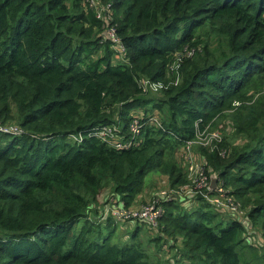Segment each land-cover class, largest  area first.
<instances>
[{
  "label": "trees",
  "instance_id": "trees-1",
  "mask_svg": "<svg viewBox=\"0 0 264 264\" xmlns=\"http://www.w3.org/2000/svg\"><path fill=\"white\" fill-rule=\"evenodd\" d=\"M101 1L112 20L84 0H0V122L22 130L0 132V264L250 263L246 248L264 251V0ZM136 118L131 147L89 134L130 139ZM198 129L202 166L238 210L189 195L117 238L100 193L129 208L151 172L187 184L176 151ZM140 225L178 252L150 260Z\"/></svg>",
  "mask_w": 264,
  "mask_h": 264
},
{
  "label": "built area",
  "instance_id": "built-area-1",
  "mask_svg": "<svg viewBox=\"0 0 264 264\" xmlns=\"http://www.w3.org/2000/svg\"><path fill=\"white\" fill-rule=\"evenodd\" d=\"M86 4H89L91 7H93L97 11L98 17H103L104 15L107 16L108 19L113 18V11H112V6L110 3L104 4L101 0H84ZM109 35L114 39L115 46L120 50V51H125V46L121 42V38L117 35L115 27H111L108 30ZM146 88H151L154 89L155 91H158L161 87H163L162 83L158 82H151V81H146L145 82ZM152 120L154 123L157 125H160L161 122L159 118L157 117H152ZM143 124L140 122L139 119H135L134 122L131 125V132L132 135L130 139L128 138H119L117 135L116 131L113 130V128L109 126H105L103 128H95L92 129V131L89 133L91 135H97L100 137H103L105 141L109 142V144L117 146V147H131L133 144H138L139 143V136L141 135V129H142ZM0 132H14V133H20L22 130L17 131L16 129H9L6 128L2 125H0ZM205 131L201 132L199 129L197 130L196 137L193 140H188L186 144V148L190 149V147H193V145L196 143H203L200 140H203L206 138ZM212 137H217L219 138V133L215 132L213 133ZM77 139H82V134L80 133L78 136H74ZM128 139V140H127ZM206 142V141H205ZM208 142V141H207ZM194 177H193V191L196 192H201L204 194L205 198H207L209 201L213 202L215 205L219 207H226L230 208L232 210H238V204L236 203V198L234 195L230 194V191L226 189L223 184L220 183L218 184V188L216 190H211L210 189V182L211 179L209 176L206 174L205 169L203 166H198L195 168L193 171ZM191 190V191H192ZM207 191V192H206ZM209 191V192H208ZM215 195H210V193H213ZM172 194H180L177 190L175 189H161L159 191V196L157 199H155L152 202H148L146 204H143L142 206L138 208H133L129 207L126 208L125 206L121 207L119 204L117 206H113L112 211L114 209H118L121 211L119 213L121 218H124L125 220H139V221H144L147 222L148 224L152 225L153 227H158L159 222L161 220V217L164 214V209H165V203L168 201H172L173 198ZM195 193L189 192V195H194ZM188 195V196H189ZM116 203H119V201H115ZM109 214V213H106ZM111 214H113L111 212ZM116 216V215H115ZM117 218V216H116Z\"/></svg>",
  "mask_w": 264,
  "mask_h": 264
},
{
  "label": "rangeland",
  "instance_id": "rangeland-1",
  "mask_svg": "<svg viewBox=\"0 0 264 264\" xmlns=\"http://www.w3.org/2000/svg\"><path fill=\"white\" fill-rule=\"evenodd\" d=\"M155 92L156 93H151V94L153 96H160V93H158L159 91H155ZM149 107H152V104L149 105ZM156 112H158L159 115L161 116L158 110H156ZM0 125L9 129H14V130L16 129L17 131L21 130L17 122L8 123V124H3L0 122ZM217 125L224 134L229 133V131H231V123L227 121V119H221ZM212 131L215 133L218 130L212 129ZM200 141H202L203 143L195 144V146L200 144L209 146V144L211 143V139L208 140L206 138ZM195 146L193 145V147H190V149H187L186 147L184 148L183 146L180 150L177 149L176 151V159L179 165L184 169V172L187 174L188 181L190 179V181L187 184L177 187V191L180 193L179 195L172 194V197L175 198L176 200H181V201L186 200L188 198L187 196L189 195V192L195 193L194 197H196L198 194L204 195L201 192H196L192 190L193 177H194L193 171L195 170L196 167L198 166L200 167L203 165L202 162L203 158L199 157L200 152L196 149ZM169 181L170 179L168 175L163 174L161 172L158 173L151 172L146 179L144 189L142 190L141 194H139L135 204L132 207L138 208L143 204L152 202L155 199H157V197L159 196V191L161 189L170 188L169 186L171 184ZM99 200L101 202L100 204H103V207H105V210L107 208L109 209L110 215L113 216L114 221L116 220L117 222L116 221L115 222L118 223V229L117 232L115 233L117 235V238L120 236L122 237L128 230L133 228L130 226V224H128V222L124 218L120 217L119 213L121 211H119V208L114 209L112 211L113 206H117V203L115 202L116 200L113 199L109 188L103 189V191L99 195ZM111 212L113 214H111ZM115 215L117 216V218ZM146 225H140L141 230H140L139 238H141V240L143 241V244L146 247V250L149 254L150 260L158 261V259H162L161 261L165 262L168 258H171L172 255H174V253L178 252L176 247H170V245L166 244L164 241H157V242L151 241L150 239L152 235H156L157 232L152 229H149ZM177 239L179 243L181 242V240H183L181 236H178ZM261 240L263 241V237H261ZM245 251H246L245 255L242 257L243 263H245L247 260L250 262L248 264H264V251L262 249L259 250L258 254L256 252L257 248L256 249L246 248Z\"/></svg>",
  "mask_w": 264,
  "mask_h": 264
},
{
  "label": "water",
  "instance_id": "water-1",
  "mask_svg": "<svg viewBox=\"0 0 264 264\" xmlns=\"http://www.w3.org/2000/svg\"><path fill=\"white\" fill-rule=\"evenodd\" d=\"M210 179H211L210 189L214 191L218 188L219 175L217 173H212Z\"/></svg>",
  "mask_w": 264,
  "mask_h": 264
}]
</instances>
